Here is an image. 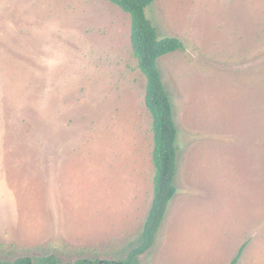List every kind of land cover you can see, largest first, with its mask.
Masks as SVG:
<instances>
[{"label": "rangeland", "instance_id": "rangeland-1", "mask_svg": "<svg viewBox=\"0 0 264 264\" xmlns=\"http://www.w3.org/2000/svg\"><path fill=\"white\" fill-rule=\"evenodd\" d=\"M179 130L142 264H264V0H155ZM131 17L108 0H0V257L125 254L155 175ZM124 252V253H122ZM121 253V254H119Z\"/></svg>", "mask_w": 264, "mask_h": 264}, {"label": "trees", "instance_id": "trees-1", "mask_svg": "<svg viewBox=\"0 0 264 264\" xmlns=\"http://www.w3.org/2000/svg\"><path fill=\"white\" fill-rule=\"evenodd\" d=\"M131 17V46L138 67L146 78L145 105L152 116L155 175L153 198L142 231L136 236L124 255L103 259L90 256L65 261L56 254L14 259L1 258L0 264H142L140 256L155 245L157 233L164 221L168 204L177 193L175 177L179 150V130L174 120L173 104L163 83L158 61L164 55L183 47L178 37H160L156 26L147 15V8L155 0H108ZM246 244L242 245L231 262L236 264ZM124 253V252H122ZM121 254V253H119Z\"/></svg>", "mask_w": 264, "mask_h": 264}]
</instances>
